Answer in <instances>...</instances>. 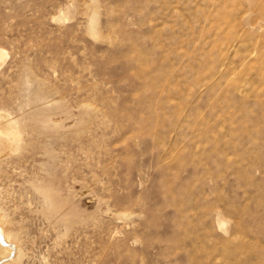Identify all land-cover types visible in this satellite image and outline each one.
<instances>
[{"label": "rangeland", "instance_id": "1", "mask_svg": "<svg viewBox=\"0 0 264 264\" xmlns=\"http://www.w3.org/2000/svg\"><path fill=\"white\" fill-rule=\"evenodd\" d=\"M1 251L264 264V0H0Z\"/></svg>", "mask_w": 264, "mask_h": 264}, {"label": "bare ground", "instance_id": "2", "mask_svg": "<svg viewBox=\"0 0 264 264\" xmlns=\"http://www.w3.org/2000/svg\"><path fill=\"white\" fill-rule=\"evenodd\" d=\"M2 248V247H1ZM0 254H2V251L0 252Z\"/></svg>", "mask_w": 264, "mask_h": 264}]
</instances>
